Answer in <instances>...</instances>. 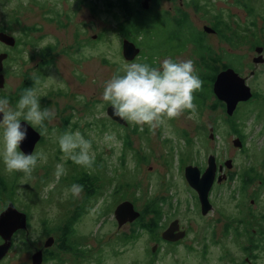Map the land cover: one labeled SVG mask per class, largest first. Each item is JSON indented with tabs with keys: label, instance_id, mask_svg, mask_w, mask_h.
<instances>
[{
	"label": "rangeland",
	"instance_id": "374dc122",
	"mask_svg": "<svg viewBox=\"0 0 264 264\" xmlns=\"http://www.w3.org/2000/svg\"><path fill=\"white\" fill-rule=\"evenodd\" d=\"M141 2L0 0L2 16L14 12L22 27L38 28L28 30L27 42H20L27 67L38 68L46 47L56 46L53 54L58 59L45 57L46 63L39 67L38 97L42 107L57 104L66 109L63 115L69 123L64 132L79 130L91 141L93 153L89 165L74 163L57 142L62 115L45 121L44 140L37 152L43 150L47 159L38 162L31 176L21 173L15 199V207L28 216V228L13 236L5 264H32V256L39 250L44 258L50 253L58 257L43 264H264V63L253 62L259 56L256 48L264 49V0H197L196 11L186 8L190 24L182 30L164 17L168 10L170 17L176 16L170 8H176L178 2L154 0L150 10L144 11L150 12V23L142 37L130 40L140 48L132 62L152 59L158 65L165 57L191 59L200 77L206 71L195 45L187 41L182 49L196 30L204 34L209 52L221 57L218 65L230 64L247 79L254 94L249 103H239L234 115L228 116L217 107L218 99L209 89L213 94L204 104L197 106L192 100L194 109H185L155 129L128 121L126 126L118 124L108 114L110 106L100 100L104 81L120 73L124 64L132 63L123 56L126 38L118 25L126 18L124 6L138 12L144 10ZM59 11L66 27L50 20ZM205 26L218 33H205ZM131 30L128 26L127 32ZM78 32L82 34L76 43ZM168 35L178 38L168 46L161 45ZM64 50L68 58L62 56ZM201 82L204 88L205 82ZM17 83L13 78L9 90ZM235 128L244 136L245 149L236 147ZM209 155L224 165L232 160V169L225 171L233 173L234 179L214 185L210 194L213 209L204 216L197 193L184 178V169L190 164L206 168ZM57 163L64 168L59 179L54 175ZM250 168L259 178L245 186L242 176L246 173L248 178ZM82 179L88 188L91 185L89 198L83 188L76 196L65 193L68 186ZM158 199L161 226L153 234L138 225L119 227L114 211L120 203L131 201L142 211ZM69 218L77 219L72 225V250L59 251L58 230ZM175 220L182 222L188 236L186 233V239L170 245L162 239V232ZM225 223H230V228L238 226L239 234L234 229L226 231Z\"/></svg>",
	"mask_w": 264,
	"mask_h": 264
},
{
	"label": "clouds",
	"instance_id": "9594fccd",
	"mask_svg": "<svg viewBox=\"0 0 264 264\" xmlns=\"http://www.w3.org/2000/svg\"><path fill=\"white\" fill-rule=\"evenodd\" d=\"M201 83L191 59L165 57L158 65L132 62L124 64L120 73L104 81L100 100L111 107L113 116L155 129L185 109H194L193 92ZM54 115V110L42 107L35 85L25 87L14 104L6 95H0V163L5 172H20L29 177L38 162L47 159L43 150L27 153L21 145L28 138L29 127L37 129L38 126L43 135L45 121ZM57 142L74 163L84 166L91 163V141L79 130L63 132ZM63 173V165L57 163L55 177L59 179ZM82 188L73 183L65 193L76 196Z\"/></svg>",
	"mask_w": 264,
	"mask_h": 264
},
{
	"label": "water",
	"instance_id": "95a60500",
	"mask_svg": "<svg viewBox=\"0 0 264 264\" xmlns=\"http://www.w3.org/2000/svg\"><path fill=\"white\" fill-rule=\"evenodd\" d=\"M151 0H142L141 7L144 10H149ZM205 33H216L217 31L209 26L204 27ZM6 37H9L6 35ZM4 38V37H3ZM123 56L126 61L132 62L140 54V48L129 39L123 41ZM263 47H257L256 52L258 57L253 59L255 64L264 63V57L262 55ZM1 71V69H0ZM3 80L0 79V88L3 87ZM213 93L216 98L225 104V110L228 116H233L239 103L249 102L254 94L251 87L247 84V79L241 76L234 68H227L220 71L213 83ZM109 116L118 124L126 126L127 121L119 117L112 115L111 107L108 108ZM41 134L31 127H29V134L27 140L21 145L22 149L27 152H33L35 145L40 142ZM211 138L214 135L211 134ZM236 147L242 148L243 144L240 139L236 141ZM225 166L228 169L233 167L232 160L225 162ZM221 171L217 165V158L215 155H209L207 159V167L204 172L194 165L185 167L184 174L190 187L194 189L198 195L201 213L206 216L213 209V204L210 200V194L214 183L216 181L217 173ZM224 178L219 177L218 182L221 183ZM116 220L119 227H123L126 224H131L141 216V212L136 210V207L131 201H124L120 203L114 211ZM179 220L173 221L169 228L162 234V239L167 242H178L186 236L185 231H179ZM28 228V216L27 214L19 211L13 204H9L7 208L0 214V237L3 243L0 244V262L9 253L12 247V238L19 230H25ZM48 243H53L49 241ZM48 243L46 247H48ZM157 248L154 247L153 251ZM44 256L41 250L34 253L32 256V264H43Z\"/></svg>",
	"mask_w": 264,
	"mask_h": 264
},
{
	"label": "flooded vegetation",
	"instance_id": "af4514ba",
	"mask_svg": "<svg viewBox=\"0 0 264 264\" xmlns=\"http://www.w3.org/2000/svg\"><path fill=\"white\" fill-rule=\"evenodd\" d=\"M153 1L154 0H151L150 4ZM171 1L173 3L178 2V5L176 8H173V7L170 8V10H172L171 12L174 11L176 16L170 17V14H169L170 11L168 10V11H165L164 17H166L169 20H173L174 22H177L179 26H186V25L189 26L190 17L188 15V12L186 11V8H189L190 10L196 11L197 6H198L197 0H171ZM61 3H63V0H61ZM149 10H150V8H149ZM149 10H143V11L146 12ZM50 20L52 22L57 23L59 27H66L67 26V23L63 21L62 13L60 11L55 12ZM181 22H183V24H180ZM36 29H38V28L35 26L22 27L20 17L15 15L14 12H10V11H8L7 13L4 12V16H2L1 11H0V69H1L0 79H2L3 83H4L3 87L0 88V95H6L9 98V102L12 104H14L16 99H18L20 93L23 91V89L25 87H33L35 85V87L38 88V75H39L38 71H39V67L41 65H43V61L45 60L44 59L45 57L51 58V55H54L58 59L57 55L53 54V51L56 49V46L49 45L46 47V49L43 51V54L40 57L41 63L37 64V66H39L38 68L34 69L32 67H27L26 64L28 62L26 64L23 63V59H22L23 56L21 55L22 53L20 52V42L21 41L27 42V38H29L27 31L29 30L31 32H35ZM196 33H197V31L193 30L190 34L191 39L189 40V43L195 45V47H196V42H194V41L192 42V40H193L192 38L196 35ZM216 33H218V32H216ZM216 33H209V34H216ZM81 34L82 33H79V32L77 33V37L75 38V41H77L76 43H79ZM6 35L9 37H6ZM32 40L35 44H37L35 38L32 37ZM75 45H74V47H75ZM67 52L68 51H65V50L62 51V53H61L62 56L67 57ZM31 59H35V57L32 56ZM44 63H46V62L44 61ZM12 66L14 68L13 71H11ZM9 70H10V73H9ZM13 78L16 79L18 81V83L15 85L14 89L10 91L9 90L11 87L10 83H11V80ZM208 89H212V91H213V85H212V88H210L208 86ZM212 94H210V93H208L207 95L202 94L201 98L205 99V100H202L198 97H193V102L197 106L202 105L207 101V99L209 98L208 96L212 95ZM62 95L63 94L60 93L59 97ZM196 99H197V102H196ZM249 102H247V103H249ZM223 104L224 103L219 101V100L216 102L217 107L219 106L220 108H223L224 111H226L225 110V107H226L225 104H224V107H222ZM50 109L54 110L55 114L62 115V117H60V121H61L60 131L63 133L65 130V126L69 123V118L67 116L63 115V113L66 112V109H60L57 104L50 107ZM33 130L38 131V127H37V129H33ZM212 130H213V128L210 129V131H212ZM235 131L237 132L235 134L238 136V138L240 140H243L244 136L242 134H240L239 131H237V128H235ZM41 136H43V137H41L40 142L43 141L42 138L44 139V134ZM242 144H243V148L245 149L246 144H245L244 140H243ZM38 145H39V142L35 145L33 152H37ZM217 165L221 171H219L217 173L216 181L214 183L215 186L223 183L226 180H227V182H229L230 179H234L233 173L225 171V168H228V167H226L224 164H222L218 160H217ZM187 166H189V165H187ZM194 166H196V165H194ZM204 168L205 167H203L201 169L202 172L205 171L206 168L205 169ZM220 176H222V178H224L221 183L218 182V179ZM20 178H21L20 172H14V173L5 172L3 169L2 163H0V214L7 208V206L9 204H13L14 206H16L15 199L17 196L18 182H19ZM184 178H185V174H184ZM185 180H186V178H185ZM186 182H187V180H186ZM187 184L190 187L188 182H187ZM192 190L195 191L194 189H192ZM197 197H198V195H197ZM139 212H141V211H139ZM136 221H134L133 223H135ZM179 227H180L179 231L182 232L185 230L187 233V236H188V231L186 229H184L181 221H180ZM162 234H163V232H162ZM187 236L184 237L183 239H186ZM165 242L170 243L167 241H165ZM2 243H3V240L0 237V244H2ZM178 243H179V241H178ZM174 244H176V243L174 242V243H171L170 245H174ZM155 246H157V245H155ZM152 251H153V249H152ZM153 253L155 254L154 251H153ZM44 260H45V258H44ZM4 261L6 262V257L3 260H1L0 264H5Z\"/></svg>",
	"mask_w": 264,
	"mask_h": 264
},
{
	"label": "trees",
	"instance_id": "16d2710c",
	"mask_svg": "<svg viewBox=\"0 0 264 264\" xmlns=\"http://www.w3.org/2000/svg\"><path fill=\"white\" fill-rule=\"evenodd\" d=\"M124 8L126 10L125 11L126 18L122 23H120L118 25L119 27L122 26V29H119V31L124 35L125 38H127V39L130 38L129 40L134 39V41H135V38L142 37L145 34V32H146L145 26L150 23V20L147 19V18H149L148 14L150 12L145 13L143 10H141V11L139 10L138 12H136V11L131 10V8H126L125 6H124ZM180 24H183V22H181ZM173 25L175 28H178L180 30L187 27V25L186 26H179L177 22H174ZM254 25H255V23L253 24V26ZM128 26L132 27L131 32H127ZM177 38L178 37L177 36L175 37V35L174 36L168 35L161 42V45L168 46L169 45L168 43L177 40ZM190 39H191V37H189L188 40L184 41L182 49H183L184 45L186 44V42L189 41ZM192 39H193L192 42L193 41L196 42L197 53H199V57L203 63L205 71H206L205 74L200 75V79H202L205 82L203 85L204 88L200 87V90L196 93V97L202 99L201 98L202 94L207 95L209 93L208 92V90H209L208 86L210 88H212V85H213V82L215 81L216 75L224 69L231 68V65L230 64H224L222 66L218 65L219 62L221 61V57H217L212 52H209L210 49H209V47H207V45L204 42L205 36L203 33H196V35ZM140 44H142V43H140ZM179 45L176 47L178 51L181 50V49H179ZM149 49H154V48L149 46ZM146 63L154 65V61L152 59H150V60L148 59L146 61ZM194 91H196V90H194ZM202 100H205V99H202ZM222 107H224V104L222 105ZM137 129H138V127H137ZM137 131L134 130V132H137ZM42 140H44V139L42 138ZM127 145H129L128 141H127ZM86 175H87V173H86ZM245 175H247V174L243 173V176H242V181L244 182L245 186L250 185L251 183H253L254 181H256L259 178L258 173L253 168L249 169L248 178H245ZM261 179H263V178H261ZM87 180L89 181V179H87ZM85 181H86V179H82L81 181L79 180V184L83 186L84 190H87V192H88L87 198H89L90 193H91L90 192L91 191V185H90V188H88V186L85 184ZM91 181L92 180H90V182ZM92 187H94V185H92ZM158 203H159V199L154 200L151 203H149L148 205H146V207L141 211V214H142L141 217L135 223H132L133 226L138 225L141 229L146 230L152 234L155 231H157L161 226L159 223V220L162 217V211L157 207ZM146 215H148V217L152 216V218L151 219L145 218ZM76 220L77 219L69 218L67 223L64 226L59 228V230H58V233H59L58 243L60 245L59 251H61V249H64L66 251L72 250V246H71V242H72L71 237L73 234L72 233V225L75 224ZM225 224H226V226H225L226 231H228L229 229L230 230L234 229V231L237 234H239V232L237 231L238 226H236L234 228H230V223H225ZM238 224L239 225L242 224L241 220L238 221ZM133 233L135 235H137L138 231L136 229H133ZM254 247L257 248L258 245H254ZM152 255H154V254L152 253ZM50 259H54L53 262H55L58 260V257L55 256L54 254L50 253L49 257L45 258L44 263H47Z\"/></svg>",
	"mask_w": 264,
	"mask_h": 264
}]
</instances>
